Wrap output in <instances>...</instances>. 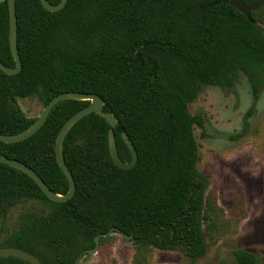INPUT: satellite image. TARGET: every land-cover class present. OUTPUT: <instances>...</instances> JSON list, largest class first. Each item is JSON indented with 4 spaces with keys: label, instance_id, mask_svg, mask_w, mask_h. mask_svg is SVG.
I'll list each match as a JSON object with an SVG mask.
<instances>
[{
    "label": "trees",
    "instance_id": "16d2710c",
    "mask_svg": "<svg viewBox=\"0 0 264 264\" xmlns=\"http://www.w3.org/2000/svg\"><path fill=\"white\" fill-rule=\"evenodd\" d=\"M58 5L61 0H48ZM232 0H68L50 12L40 0H16L17 43L22 70H0V134L16 135L38 118H29L20 99L36 98L45 107L62 93L99 95L104 112L119 120L114 128L124 163L138 153L131 170L110 155L106 119L90 114L64 142V157L76 181L74 197L51 201L25 173L0 164V226L13 210L37 204L20 215L18 227L0 236V248L22 249L42 264H75L95 238L104 245L114 234L132 236L134 264H151L153 249L180 252L198 260L209 240L229 229L222 209L198 170L196 128L204 118L190 105L206 86L233 88L244 74L253 91V114L264 83V7L255 24ZM259 0H243L247 5ZM8 2L0 3V61L16 66L9 44ZM90 101L65 100L52 109L31 138L0 142V155L32 168L57 193L70 184L56 159L63 125ZM237 264H260L245 250ZM0 264H30L1 257Z\"/></svg>",
    "mask_w": 264,
    "mask_h": 264
},
{
    "label": "rangeland",
    "instance_id": "374dc122",
    "mask_svg": "<svg viewBox=\"0 0 264 264\" xmlns=\"http://www.w3.org/2000/svg\"><path fill=\"white\" fill-rule=\"evenodd\" d=\"M264 27V25H263ZM254 102L248 78L241 74L233 88L206 86L190 105L193 115L204 118V128H196L199 145L198 170L206 177V194H211L229 224L218 242L207 240L208 251L198 260L180 252L153 249L151 264H237L235 252L245 250L264 264V83L253 114ZM29 118H37L43 105L36 98L20 99ZM37 204L13 210L0 226V236L11 234L20 215ZM135 247L122 234L98 253L84 256L79 264H134Z\"/></svg>",
    "mask_w": 264,
    "mask_h": 264
},
{
    "label": "water",
    "instance_id": "95a60500",
    "mask_svg": "<svg viewBox=\"0 0 264 264\" xmlns=\"http://www.w3.org/2000/svg\"><path fill=\"white\" fill-rule=\"evenodd\" d=\"M43 7L50 11V12H58L61 11L67 4L68 0H61L58 5H52L48 0H40ZM8 2L9 6V18H10V32H9V44L11 53L14 57L16 62V66L14 68H10L3 64L0 61V70L8 75H16L20 73L22 70V60L18 49L17 43V27H18V18H17V11H16V0H0V3ZM231 5L238 9L242 14H244L247 19L255 24V20L252 17V14L259 11L264 7V0H259L256 3L251 5H247L243 2V0H232ZM65 100H74V101H90L91 104L79 112L74 114L62 127L56 142V159L57 162L67 177L70 189L66 195L57 194L53 192L50 187L43 181V179L28 165L14 159H10L6 156L0 155V164H5L10 167H13L17 170L22 171L23 173L27 174L42 190V192L51 200L58 203H63L71 200L75 193H76V181L74 176L69 169V166L66 163L64 157V142L72 130V128L83 118L86 116L94 113L99 115L100 117L106 119L107 123L111 126L109 130V148H110V155L112 157L113 162L117 167L123 170H131L133 169L138 163V153L135 148V145L129 138L126 133H123V139L125 140L126 144L128 145L129 149L132 152V161L130 163H124L119 155L117 140L114 132V128L119 124V120L113 113L104 112L105 101L96 94H89V93H78V92H68L62 93L55 98H53L48 105H46L41 114L38 116L36 121L25 131L16 134V135H2L0 134V142L13 144V143H20L23 142L32 136H34L45 124L49 114L51 113L52 109L61 101ZM116 231L115 228L111 229L106 234H100L95 238V247L93 249L87 250L84 254H82L76 261L75 264H79L81 259L86 255H95L98 253L100 248V239L102 237H108L112 235ZM126 239L132 240V236H125ZM0 256L1 257H15L24 261L29 262L30 264H42L39 258L36 256L18 248H11V247H3L0 248Z\"/></svg>",
    "mask_w": 264,
    "mask_h": 264
}]
</instances>
